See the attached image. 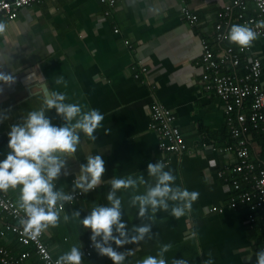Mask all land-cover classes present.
Instances as JSON below:
<instances>
[{
    "label": "crops",
    "instance_id": "crops-1",
    "mask_svg": "<svg viewBox=\"0 0 264 264\" xmlns=\"http://www.w3.org/2000/svg\"><path fill=\"white\" fill-rule=\"evenodd\" d=\"M232 2L115 0L111 6L101 0H41L19 9L13 20L2 19L7 29L0 33V70L12 72L16 80L0 85V114L6 116L0 123V159L8 151L10 126L21 122L29 109L43 105V89L63 92L67 102L98 108L105 116L104 127L94 133L95 141L81 133L74 157L67 160L68 175L62 173L56 180L57 187L68 191L88 155L99 153L105 160L102 182L66 204L60 222L43 230V242L54 259L73 244L83 250L92 243L90 229L72 212L78 210L82 218L94 202L106 203L113 176L131 173L147 178V163L163 160L176 175L175 183L198 191L199 197L179 218L157 213L150 238L146 235L139 243L120 246L121 251L131 249L127 264L155 254L160 244L168 242L172 244L165 254L169 264L171 258L182 256L190 264H208L209 259L211 264H255L256 249L264 245V209L228 207L235 192L225 178H232L229 169L237 160L233 152L220 151L230 142L223 139L225 107L200 84L201 39L214 51L220 50L214 26ZM183 6L197 16L194 23L183 18ZM249 10L253 12V5ZM251 51L260 58L264 87V35L253 40ZM142 68L147 72L142 73ZM61 77V83H56ZM156 104L174 115V125L187 147L182 154L159 150L158 136L150 127ZM48 115L54 124L63 123L54 109ZM250 143L253 159L260 161L261 147L252 133ZM220 171L225 172L222 178ZM0 193L18 205L19 187ZM121 195L126 208L121 218L129 228L150 222L147 215L137 216L135 206L127 205V192ZM65 213L68 221L63 220ZM3 219L12 223L7 216ZM0 243L14 258L28 252L27 264H40L34 248L20 244L13 233L7 232ZM82 264L113 262L93 248Z\"/></svg>",
    "mask_w": 264,
    "mask_h": 264
},
{
    "label": "clouds",
    "instance_id": "clouds-1",
    "mask_svg": "<svg viewBox=\"0 0 264 264\" xmlns=\"http://www.w3.org/2000/svg\"><path fill=\"white\" fill-rule=\"evenodd\" d=\"M6 29L7 22L0 19V33ZM257 35L243 23L231 24L226 33L227 39L240 47L249 46ZM15 80L12 72L0 70V85H11ZM61 81L62 77L56 83ZM49 109L55 110L63 120L62 124L52 122ZM5 118L4 114H0V123ZM104 119V113L98 108L85 109L80 103L67 102L63 92L46 90L43 105L29 109L21 122L10 126L7 132L8 151L0 159V190L19 187L18 206L24 212L20 223L30 237L35 239L42 230L58 224L65 202H72L77 190L87 193L102 182L105 160L96 153L88 155L79 165L70 190L56 186V180L62 173L68 175L67 160L74 157L81 133L95 141L94 133L104 127ZM176 179L165 161L149 162L147 178L144 174L131 173L113 176L105 196L106 203L94 202L82 218L78 210L72 212V216L79 218L85 229H90L92 247L98 254L107 256L113 264H127L126 257L131 249L121 251L120 246L139 243L146 235L150 238L157 213L163 211L179 218L191 210L193 202L199 197L198 191L175 183ZM123 192L128 193L127 205L136 207L138 217L147 215L149 223L133 224L131 228L127 226V221L121 218L122 210H126L121 195ZM69 218L67 213L63 215L64 221ZM171 248L170 242L162 243L155 254L137 259L136 264H169L165 254ZM54 264H82L81 246L71 245L56 258ZM171 264H190V260L185 256L171 258ZM208 264H211L210 259ZM255 264H264V245L256 249Z\"/></svg>",
    "mask_w": 264,
    "mask_h": 264
},
{
    "label": "built area",
    "instance_id": "built-area-1",
    "mask_svg": "<svg viewBox=\"0 0 264 264\" xmlns=\"http://www.w3.org/2000/svg\"><path fill=\"white\" fill-rule=\"evenodd\" d=\"M41 0H0V19L13 20L16 12L34 2ZM113 6L115 0H101ZM253 5V12L247 14L249 5ZM183 18L190 24L196 21L197 16L192 15L183 6ZM233 23H243L257 32V37L264 35V0H233L227 5L221 20L214 26V40L219 43L230 44L226 33ZM115 32H118L115 30ZM253 42V41H252ZM127 43V42H125ZM252 43L247 47L234 50L223 47L214 51L206 39H201L202 53L199 65L202 68L200 84L202 89L209 94L217 96L224 104L226 126L231 132L233 142L223 152H233L236 164L229 169L232 178L230 181L234 195L230 198L228 207L237 210L241 205H249L251 209H264V161L257 163L253 159L250 143V129L264 132V87L262 85V65L260 58L251 51ZM142 73L147 69L142 68ZM139 78V74L135 75ZM247 108V113L244 110ZM175 117L171 110L156 104L152 108L150 127L158 136V148L165 154H182L187 150L179 129L174 125ZM239 176V179L235 176ZM220 178L225 172L218 173ZM83 193L76 191L72 204ZM64 205V206H65ZM64 209V208H63ZM214 211V209H211ZM7 216L14 223H4L3 217ZM24 212L11 199L0 193V238L11 232L17 241L24 246H32L35 254L39 256L40 264H54L55 260L43 242V230L37 238L27 235L20 223ZM262 246V245H261ZM92 243L82 251V258L92 256ZM30 257L28 252H23L14 258L0 243V264H27Z\"/></svg>",
    "mask_w": 264,
    "mask_h": 264
},
{
    "label": "trees",
    "instance_id": "trees-1",
    "mask_svg": "<svg viewBox=\"0 0 264 264\" xmlns=\"http://www.w3.org/2000/svg\"><path fill=\"white\" fill-rule=\"evenodd\" d=\"M246 13L247 14H250L251 12H250V10L248 9L247 11H246ZM222 46H221V48H223V47H231V48H233L234 50H237V48H239V46L238 45H236L235 43H233V42H231L230 44H228L227 45V43H222L221 44ZM244 112L245 113H247V108L244 110ZM248 126V130L250 131V133H252V136H253V139H254V141H256L257 143H258V145H260L259 147H261V153H260V156L262 157V159H260V161H259V159H258V161H257V163H261V162H263L264 161V158H263V156H264V132H261V131H255V130H253V129H250V126L249 125H247ZM225 131V136H224V140H227L228 142H229V144L228 145H230L232 142H233V139H232V137H231V132H230V130L228 129V127L226 126V130H224ZM227 132V133H226ZM17 205V204H16ZM18 206V205H17ZM247 207V208H249V205H243V206H239L238 208H241V207ZM19 207V206H18ZM264 212V211H263ZM12 223H14V221H12Z\"/></svg>",
    "mask_w": 264,
    "mask_h": 264
},
{
    "label": "water",
    "instance_id": "water-1",
    "mask_svg": "<svg viewBox=\"0 0 264 264\" xmlns=\"http://www.w3.org/2000/svg\"><path fill=\"white\" fill-rule=\"evenodd\" d=\"M45 92H46V90L45 89H43V93L45 94Z\"/></svg>",
    "mask_w": 264,
    "mask_h": 264
},
{
    "label": "bare ground",
    "instance_id": "bare-ground-1",
    "mask_svg": "<svg viewBox=\"0 0 264 264\" xmlns=\"http://www.w3.org/2000/svg\"><path fill=\"white\" fill-rule=\"evenodd\" d=\"M10 235V234H9Z\"/></svg>",
    "mask_w": 264,
    "mask_h": 264
}]
</instances>
